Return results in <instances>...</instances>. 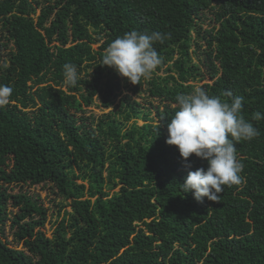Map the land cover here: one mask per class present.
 <instances>
[{"label": "trees", "instance_id": "16d2710c", "mask_svg": "<svg viewBox=\"0 0 264 264\" xmlns=\"http://www.w3.org/2000/svg\"><path fill=\"white\" fill-rule=\"evenodd\" d=\"M49 3L0 0V39L8 41L0 48L9 58L5 63L0 50V85L13 89L0 106V264H264V119H252L264 113V0ZM206 11L214 27L203 38L204 64L213 83L202 88L226 103L244 97L241 114L259 131L251 141H234L245 182L224 186L218 202H198L181 190L188 172L208 163L193 154L186 167L178 148L166 143L176 96L195 89L191 49L203 46L193 32L200 38ZM132 30L164 34L154 44L163 59L158 70L174 62L168 69L179 78L149 81L156 124L148 112L147 124L123 134V121L141 115L135 102L119 122L107 116L98 134L84 108L101 93L107 108L113 104L121 76L101 65L102 56ZM65 63L77 66L74 87L63 83ZM88 68L91 78H80ZM114 137L111 149L107 138ZM105 173L110 190L121 186L112 197ZM41 185L71 200L72 212L53 238L45 232L48 209L23 189ZM8 221L16 247L6 240Z\"/></svg>", "mask_w": 264, "mask_h": 264}, {"label": "clouds", "instance_id": "9594fccd", "mask_svg": "<svg viewBox=\"0 0 264 264\" xmlns=\"http://www.w3.org/2000/svg\"><path fill=\"white\" fill-rule=\"evenodd\" d=\"M164 39V34L159 32L149 34L132 30L108 45L101 65L113 68L130 83L139 84L141 79H150L162 65L163 59L154 44L163 43ZM63 76L65 86H76L79 80L77 66L65 63ZM12 92L10 86L0 85V106L9 103ZM226 95L232 96V93ZM175 99L178 110L168 124L166 143L178 148L186 167H191L189 158L193 154L208 163L206 170L201 167L189 171L181 190L192 193L198 202L205 198L218 202L224 186L245 182L241 175L244 165L238 159L234 141H251L259 131L241 114L242 96H234L226 103L196 87L190 94H178ZM252 119H264V113L257 111Z\"/></svg>", "mask_w": 264, "mask_h": 264}, {"label": "rangeland", "instance_id": "374dc122", "mask_svg": "<svg viewBox=\"0 0 264 264\" xmlns=\"http://www.w3.org/2000/svg\"><path fill=\"white\" fill-rule=\"evenodd\" d=\"M31 1L36 2L37 0H31ZM38 1L41 2L43 6L49 5L50 4L49 2L51 3L56 2V0H38ZM41 13H42V7H37L36 12L34 14V18L36 21H38V18L40 17ZM212 17L213 16H212L211 11H206L202 14V19L198 20L200 26H202L203 28L200 38L198 37V32L196 31L193 32V38L196 39V41H198L199 39L203 46L202 49L200 50L196 48V45H194L193 48L191 49L193 63H190V64L197 67V72L195 73V76L197 77V81L190 82V84H193L195 88L196 87L202 88V86H204L207 83L209 84L213 83V81L210 79V76H209L210 70L204 64V59L206 56L204 52H206L207 49H206V41L203 39L206 34L205 32L208 30H211L214 27V22H212ZM0 43L6 44L8 43V41L5 39H0ZM99 47H100V44L94 45L95 49H99ZM3 49L4 48L2 49L0 48V50L3 52V56H5L4 57L5 63L8 64L9 58L6 56L8 51H5ZM169 64L170 65H167L162 70L157 69L153 73L150 79H147V80L143 79L142 85L140 86L141 92H139V94H136L132 91V88L136 87V84L134 85L130 83L126 78L121 77L119 80L121 85L116 90L115 95H113L112 97L113 104L109 106L108 108L105 106L104 93H101L100 95H98L94 104L91 107L85 108V113L87 112V116H94L96 119L95 123L93 124V128L97 129L99 124L102 121H105L107 116H111L112 114L116 115V117H113V119H116V121L119 122V119H121L123 116L125 118L126 113H127L126 111L129 110V107L127 106L128 105L131 106V104H134L135 102L139 104L137 108L141 115L139 117H135L131 119L129 122L126 120L123 121L122 123L123 128H124L123 134H126L128 132L127 131L128 128L133 126L134 124H137L139 127H142L145 124H147V122L144 119V116H145L144 114H149L148 112H151L150 114L151 118L155 119V121L152 123L156 124L158 121L156 111L153 110L152 108L150 109V106H151L150 103L154 102L155 104L156 101H155V98L151 97V94H150L151 87L149 85V81L152 79H157L159 82H165V79H167L170 84H173L175 82V79L171 78L170 75H173L175 76L174 78L178 79L179 74L173 70H172L173 72H170L168 67L172 66L174 62L169 63ZM92 73H93L92 69L88 68L83 72L80 78H83L84 76L90 77ZM97 133L99 134L98 129H97ZM114 139L115 137L107 138V140L112 143L114 142L113 141ZM126 142H128V140L124 141V143ZM114 146H115L114 143L111 144V149ZM77 175L78 176L82 175V173L77 172ZM104 179L106 180L105 192L110 191L111 193L110 197H112L114 193L120 191L121 186L117 187V189H114L113 191L109 189L107 173H105ZM76 182L79 185L83 184V182L84 184L88 183V181H84V180H78V181L76 180ZM49 188L50 186L46 187L43 185L37 186V187H23L24 191L29 192L31 195H34V194L39 195L45 208L48 209V220H47L45 232L49 238H53L59 226V222L62 220V218L66 216L67 213L72 212V208L70 206L71 200H65L64 198L58 197L55 194V192L51 188L50 189ZM12 190H14L15 193H18L21 190V188L13 186ZM8 210L9 212L18 211L17 209L13 208L12 205L8 206ZM10 225H11V222L8 221L6 224V240L9 244L16 247L17 245L13 237L14 231L11 230ZM18 247L19 249H23L22 245H19Z\"/></svg>", "mask_w": 264, "mask_h": 264}]
</instances>
